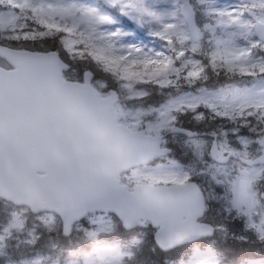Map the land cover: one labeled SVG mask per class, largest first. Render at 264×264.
<instances>
[{
	"label": "snow or ice",
	"instance_id": "6c2138e0",
	"mask_svg": "<svg viewBox=\"0 0 264 264\" xmlns=\"http://www.w3.org/2000/svg\"><path fill=\"white\" fill-rule=\"evenodd\" d=\"M0 6V264H264V0Z\"/></svg>",
	"mask_w": 264,
	"mask_h": 264
},
{
	"label": "water",
	"instance_id": "95a60500",
	"mask_svg": "<svg viewBox=\"0 0 264 264\" xmlns=\"http://www.w3.org/2000/svg\"><path fill=\"white\" fill-rule=\"evenodd\" d=\"M14 97H15V102L20 105L21 107H28L31 103H32V100H31V94L27 91H24V90H18L14 93ZM66 102L71 104L73 103V97L71 96H68L65 98ZM16 161L15 160H12L10 162V164L14 167L16 165ZM84 187H87V186H84Z\"/></svg>",
	"mask_w": 264,
	"mask_h": 264
},
{
	"label": "rangeland",
	"instance_id": "374dc122",
	"mask_svg": "<svg viewBox=\"0 0 264 264\" xmlns=\"http://www.w3.org/2000/svg\"><path fill=\"white\" fill-rule=\"evenodd\" d=\"M16 11H17L16 9H13V8H11V7H2V6H0V18H6V17H8V15H9L10 13H14V12H16ZM0 207H1V209H2V208L5 207V205L2 204V203H0ZM73 240H76V238L74 237ZM61 242H64V241L61 240ZM61 242H59L60 245L63 244V243H61ZM73 245H77V246H78V243H73L72 246H73ZM52 251L58 253V252L61 251V248H60V246L58 245L57 248L52 249ZM74 252H77V251H74ZM74 258H75V257H74ZM79 258H80V259H83L82 256L79 257ZM125 258H126V257H124L123 261L125 260ZM123 261H122V263H123Z\"/></svg>",
	"mask_w": 264,
	"mask_h": 264
},
{
	"label": "trees",
	"instance_id": "16d2710c",
	"mask_svg": "<svg viewBox=\"0 0 264 264\" xmlns=\"http://www.w3.org/2000/svg\"><path fill=\"white\" fill-rule=\"evenodd\" d=\"M74 241L79 242L80 244H82V239H76V240H74ZM125 264H130V262L127 261V263H125Z\"/></svg>",
	"mask_w": 264,
	"mask_h": 264
}]
</instances>
